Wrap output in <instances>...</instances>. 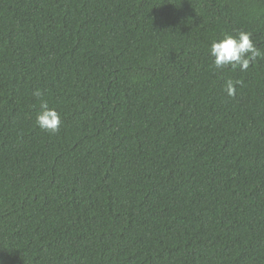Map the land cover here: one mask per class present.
<instances>
[{"label": "trees", "instance_id": "1", "mask_svg": "<svg viewBox=\"0 0 264 264\" xmlns=\"http://www.w3.org/2000/svg\"><path fill=\"white\" fill-rule=\"evenodd\" d=\"M239 31L264 52V0H0V264H264V57L209 53Z\"/></svg>", "mask_w": 264, "mask_h": 264}, {"label": "clouds", "instance_id": "2", "mask_svg": "<svg viewBox=\"0 0 264 264\" xmlns=\"http://www.w3.org/2000/svg\"><path fill=\"white\" fill-rule=\"evenodd\" d=\"M209 53L213 57L215 68H231L240 71H246L257 58L264 57L262 52L252 39V33L239 31L236 35L225 33L219 40H213ZM240 81L228 79L224 85L225 93L234 97L236 95V86ZM43 92L37 90L34 96L40 101V111L36 116V123L42 129L49 133L58 132L62 123L60 113L48 102L43 99Z\"/></svg>", "mask_w": 264, "mask_h": 264}]
</instances>
